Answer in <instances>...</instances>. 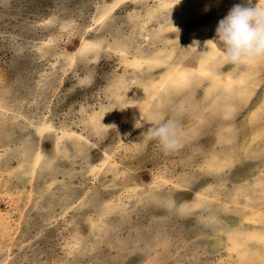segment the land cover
<instances>
[{
	"label": "rangeland",
	"instance_id": "374dc122",
	"mask_svg": "<svg viewBox=\"0 0 264 264\" xmlns=\"http://www.w3.org/2000/svg\"><path fill=\"white\" fill-rule=\"evenodd\" d=\"M109 1L0 0V264H258L261 261L259 257L249 254L250 259L245 255L241 258L234 251H228L227 232L213 234L211 228L200 227L198 219L188 216L191 211H179L177 203L191 202L194 193L203 185L209 186L208 182L213 180L208 177L206 157L217 156L222 160L229 157L230 162L226 164L233 166L232 172H228L227 176L223 172L220 178L215 179L218 182L229 180L224 190H231L232 183L236 182L243 184L245 189L263 183L264 64L260 63L255 68L258 71L254 69L259 81L253 82L252 79L247 84L252 87V93L245 92L244 95L241 85L240 88L225 89L222 82L214 83L210 77L202 82L188 79L182 91L172 88L173 84L169 82L164 92L146 106L148 95L155 94L145 86L150 78H153V85H158L162 76L176 68L177 64L197 63V49H190L188 45L182 49L180 41L188 44L187 38L198 35V26L207 27L221 20L239 0H215L213 5L208 4L209 0H197L194 13L199 17L186 19L183 33L169 24L160 36L158 33L161 31L158 30L162 26L150 23L151 30L145 33L151 35L152 42H156L154 45L146 42L148 45L142 48L139 47V44L143 46L142 37L138 36L140 40L136 38L138 29L135 30L130 23H139L144 9L133 11L134 6L129 2L119 3L113 20L106 24L105 33H99L93 18L94 8L95 5L99 8L107 6ZM155 1L150 0L146 7H157ZM62 23V31L56 30ZM84 25L97 31L96 37L101 35L99 43L104 47L97 64L90 65L89 69L86 67L95 73L94 81L89 88L80 87L81 83H75V76L79 77L84 72L82 68L70 64L68 73L52 78V83L49 82L51 86L46 87L45 77L55 59L77 54L81 40L89 36L82 32ZM66 26L68 30L63 29ZM54 36L59 38L58 41L44 46L43 43ZM118 39L127 48L131 61L147 50L153 58L167 49L174 55L155 66L142 65V69L151 71V76L148 71L135 74L137 65L130 67L129 62L123 64L114 50ZM167 39L168 42L165 41ZM133 40H138V43ZM217 62L213 72L223 79L230 72L240 76L249 72L246 64L233 65L224 57L217 58ZM134 74V77L140 78H133ZM41 83L45 88L40 87ZM118 86L120 101L118 99L115 108L117 116L109 117L104 137L99 140L90 137L87 146L80 141L69 143L67 146L70 148L65 152L68 160L63 159L62 151L54 148L55 139L69 131L83 135L81 126L92 111L104 109L108 113L105 111L103 114L109 116L110 103L114 98L110 99L106 94L109 88L118 89ZM159 98L163 100V106L156 104ZM231 99L240 101L229 112L233 114L226 116L223 108L229 102L232 104ZM81 104L85 109H81ZM178 104L183 105L185 111L179 116L184 131L183 146L178 151L165 153L157 142L148 140L143 134L156 122L159 108L163 113L159 117L172 118L175 115L173 107ZM151 115L156 118H153L155 122ZM250 115L253 118L257 115L259 120L254 118L251 121ZM141 118L149 125L146 122L145 126L135 124ZM47 125L55 129L48 132ZM108 149L114 151L111 161L116 164L117 173L108 171H115L114 167L105 168V173L101 172L100 177L95 179L88 165H100L105 158L104 151ZM32 156L40 157L42 169H36L33 175L28 171L24 174ZM256 156L259 157L253 159ZM23 159L25 161L20 165ZM48 168L50 173L46 171ZM186 175L195 179L192 190L178 191L180 189L177 190L174 183ZM159 180L163 185L152 198H147L146 192L140 191L141 188H152ZM173 192L177 193L176 203L174 197H169ZM244 194L241 192L239 196V202L243 204L249 201H245ZM170 200L174 203L172 208L166 205ZM123 208L129 212L126 214L128 222H121L116 217L118 209ZM252 210L242 206L233 208L230 214H223L229 216V223L240 228L245 223L242 218L246 216L245 212V218L251 219V224L258 222L256 214H264L261 208ZM95 213L101 219L104 213H108L111 218H107L101 226H107L113 235L119 232L121 237L112 239L109 237L112 234H109L104 238L102 248L84 251L79 259H74L71 257L76 253L73 240L97 242L100 238L95 236L93 239L92 232L93 228L100 227L86 222V219L96 220ZM253 217L255 220H252ZM118 223H124L120 229L117 228ZM124 227L127 228L122 232ZM73 234H76L77 240Z\"/></svg>",
	"mask_w": 264,
	"mask_h": 264
},
{
	"label": "bare ground",
	"instance_id": "6f19581e",
	"mask_svg": "<svg viewBox=\"0 0 264 264\" xmlns=\"http://www.w3.org/2000/svg\"><path fill=\"white\" fill-rule=\"evenodd\" d=\"M214 1L215 0H209L208 4L213 5ZM120 2L131 3L134 6V8H132V9H134L133 11H136L137 9H140V8L144 9V12L142 14V20H140L139 23H136V22H132V24L130 23V26H132L135 30L138 29L136 38L140 40V38H138V36L142 37L141 40L143 42V46H142V44H139V47H141V48L148 45V44H146V42L151 43V45H154L156 42V41L152 42L151 41L152 40L151 35H149L148 33H145L146 31L150 32V30H151L150 28L152 27V26H150V23H153V25L162 26V28H159V30H158V31H161L158 33L161 36L163 31L168 29L167 25L172 24V26L174 27L175 30H177L179 33H181V32L183 33L184 30H183L182 26L185 24L184 21L186 19L188 20V18H191V20H193V19H197L199 17V15L194 13L196 11L195 6L197 7V5H196L197 0H156L155 3H157V7H155V8L146 7V4H148L150 2V0H111L108 2L107 6H100V8H99L98 6L95 5L94 9H96V10H94V17L93 18L96 22L97 29L100 30L99 33H101V34L105 33L104 31H105L106 24H108L109 21L113 20V17L115 16V11H116ZM239 3H241V0H239ZM255 3H256V0H253L252 5L254 6ZM121 4L123 5V3H121ZM98 8H99V10H98ZM197 10H198V8H197ZM95 17H97V20ZM222 18H224V17L222 16ZM195 21H197V20H195ZM219 21L220 20L218 19L217 22H215L214 24H210L207 27L198 26L197 27V29L199 30L198 35H194V36H191L190 38H187V40H189L188 44H185L183 41H180L179 44L182 45L181 46L182 49H184L185 46H187V45H188V47L190 46L189 47L190 49H195V50L197 49L196 52L199 56L196 59L197 63L195 65H189L188 64L185 66H182V65L180 66L179 64H177L176 68H174L172 71H167V73L164 76H162L161 81L158 82L159 84L157 85V83H156L157 86L153 85L154 84L153 80H152L153 78H150L149 84H147L145 86H147V88L149 90L152 89L153 93H155V94L148 95L149 102L147 103L146 106H148L149 104L152 103V99L154 100V97L157 98V97H159L158 94L160 95L162 92H164L165 85L168 84L169 82L173 84L172 88L177 89L178 91H182L183 86L186 84L188 79H191L193 81L196 80V81L202 82L204 80L205 81L209 80V77H210L211 81L214 83L216 82L218 84V83L222 82L223 83L222 87H224L225 89H227L229 87L232 89L234 86L240 88L239 85H241L242 89L244 90V92H243L244 95H245V92L252 93V90H253L252 87H248L247 84L251 83L252 79H253V82L259 81L258 79H256V73L254 72V69L258 68L260 63L264 64V61L246 64L245 66L248 68L249 72L245 76H240V74H237V73H235V75H233L234 73L232 74L230 72L229 73L230 75H227L223 79L221 76H217V74L216 73L214 74V72H213V68L216 67L217 63H218L217 58H219V60H220V58H222L223 56H221L219 54V52L217 51L216 47L213 44H211V43L207 44V42L212 41L214 39L215 30H216V27L218 26V24H216V23H219ZM65 22L68 24V26H70L68 20H66ZM61 26H63V23L60 24V26H58L56 28V30L62 31ZM49 27H51V26H49ZM66 28H68V27L66 26L63 29H66ZM83 29L84 30L82 32L85 34H89V36H87V37L85 36V38H83L81 40L80 48L77 50L78 51L77 54L74 53V54H71V56H67V55L63 56L62 55V56L57 57V59H55L56 62L54 61L55 63L51 65L50 69H48L49 72H47V75L45 77L46 78L45 82H47L46 87L51 86L49 84V82L52 83V78H58V76H64L66 73H68L70 71V64L71 65L75 64V67L82 68V71L84 72V74H81V76H79V77L75 76V81H77L75 83L78 85H80V83H81L82 86H80V87L85 88V89L89 88V85L91 84V82L94 81V74L95 73L93 71L88 70V69H89V67H91L90 65H93V64L96 65L97 64L98 56H99L100 52L102 51V49H104V47L101 46L99 43V40H101V37H100L101 35H98L97 37L95 36V34L96 35L98 34L97 31H94V29L89 30L90 27H88L86 25H84ZM66 30H68V29H66ZM66 30H64V31H66ZM70 30H71V28H70ZM82 32H80V33L82 34ZM58 39L59 38L57 36H54L53 39H49V41L44 42L43 44H44V46L45 45L51 46V45H53V43L57 42ZM160 41H162V40H160ZM165 41L168 42V39ZM134 43L137 44L138 40H135ZM44 46L42 48H44ZM45 48H47V47H45ZM114 50H116L115 52H117V54L120 55V57H121L120 59L122 60L123 64H125V63L127 64V62H129L131 64L130 67L131 66L135 67L137 65L136 66L137 68H135L137 70L134 71L135 74L138 72H140L141 74H144V71H148L150 76L152 75L151 71L147 70L146 68L142 69V65H145V67H150L152 65L155 66L156 63H158V62L162 63L165 58L170 59V58H173V55H174L170 49H167V50H165V53L163 52V53L159 54L158 57H155L156 58L155 59V58H153V56L151 54H149V51L147 50L146 53H144V54L141 53V56H139L137 58L135 57L134 60L131 61L128 57L129 53L127 51V48L124 47L123 45H121L120 40L117 41L116 49H114ZM68 60H70V61H68ZM242 69L245 70V68H242ZM255 70L258 71V69H255ZM218 72L219 71H217V73ZM135 74L132 76L133 78H140L139 76L134 77ZM120 80L122 81V79H120ZM212 82H211V84H212ZM214 85H216V84H214ZM40 87L45 88L44 84H42V83L40 84ZM114 87H116V86H114ZM119 88H120V86H118V89L117 88H109V91L106 94L108 96V98H110V99H112V97L114 98V99H112V101L110 103V105H111L110 111L111 112H110L109 116L103 114L106 111L104 109L96 110L95 112L92 111V113L87 116L88 120H84L83 121L84 124H82V126H81L82 130L84 132L83 135L82 134L80 135L78 133L73 134V131H69V132H67L66 135H61L59 138L57 137V139H55L54 148H55V150H58L59 152L62 151V154H64L63 159L68 160L67 155H65L66 154L65 152L67 151L68 148H70L67 146V145H69V143H71V144L74 142L78 143L80 141L83 145L87 146L89 143L90 137H93L96 140L97 139L99 140L102 137H104V131L107 128L104 126H107L106 123H108V121L110 119L109 117L115 118L117 116V111L115 108H117V106H118L117 103H118V99L120 97V95H118ZM212 88H213V86H212ZM212 88L210 90H212ZM125 89H127V88H125ZM225 89H223V90H225ZM207 91H208V89H207ZM207 91H204V93L207 94L208 93ZM156 92H158V93H156ZM120 93H121V91H120ZM175 95L177 97V91H176ZM158 100H157V102L155 101L156 104L159 103L158 104L159 106H161V105L163 106V100L160 98ZM229 100H230V98L228 99V101ZM119 101H120V99H119ZM239 101H240V99L236 100V101L232 100L231 101L232 104L229 102L228 105H225V107L223 109L226 111L225 112L226 114L224 113V115L229 116V115L233 114V113L229 114V112L234 110L236 103H238ZM263 103H264V101H263ZM212 106L213 105H211V107ZM199 108L201 109V107H199ZM81 109H85L84 104H81ZM204 111H205V109H204ZM161 114H163L162 109L159 108L157 110V113H156V118H157V116L159 117ZM130 115H131V113H130ZM253 115H254V113H253ZM134 116L135 115H133V117ZM152 116L153 115H151V117ZM252 116L250 115V118L248 117L251 121L252 120L254 121L255 120L254 118L259 120L257 115L254 118ZM260 116H262V115H260ZM196 117L199 118L200 116H196ZM134 118H136V117H134ZM153 118L154 117H152V120H153ZM156 118H154V119L156 120ZM260 120H261V118H260ZM145 122L146 121L141 118L140 120H136L135 124L138 123L139 125H141V123H142L145 126ZM147 122H146V125H149ZM258 122H260V121H258ZM194 123H196V122H194ZM196 127H197V125H196ZM53 129H55L53 126L46 127V131H48V132H51ZM42 134H43V132H42ZM187 138H188V136H187ZM223 140H225V139H223ZM77 150H78V148L76 147V151ZM260 151H262V148ZM262 152H263V156H264V150ZM113 154H114V151L112 149L105 150L104 151V157L105 158L101 161L100 165H96V166H93V165L89 166L88 165L93 178H95V179L99 178L100 175L102 174L101 172L105 173V170H104L105 168L111 169L114 167L115 171H112V170H108V171H110V173H115V172L117 173V166L115 163H113L111 161ZM258 157L257 156L253 157V159H256ZM228 158L229 157L222 160V159H219L217 156H211V157H206L204 159L205 164H206V168L208 170V177H210V179H213V180L208 182L209 186L203 185V187L200 188L198 190V192L196 191V193H194L193 200L191 202L182 204L181 202L178 201V199L176 197L177 193H175V192H173L174 194L172 196H169V197H174L175 203H176V201H178L177 206L178 205L179 206L177 208H179V211H181V212L184 211V213H186L188 210H190L192 214H189L188 216L190 218L195 217L196 219H198L199 220L198 225L200 227L211 228L213 234H221L222 235L223 233L227 232V234L229 235V237L227 238L229 240V244L227 245L228 251H234L236 253V255L240 256V257L245 255V257L248 256V258H249L250 257L249 254H252L255 257H259V259H261V261H259L258 264H264V249H263L264 248V214L263 213H262L263 215L260 213L256 214L255 219H257L258 222L257 223L253 222L251 224V221H250L251 219L245 218V217H247V213L245 212L246 216L242 217L244 219L245 223L242 224L240 228L235 227L234 224H231V222L229 223V221H230V219L228 218L229 216L224 215L226 213L230 214V211H232L233 208L239 209L242 206H244L246 209L249 208L251 211H253L252 209H256V210L259 209L260 210V208H261V210L264 212V180L262 183L263 185L258 184L259 186H257V184H256L257 187L254 186L255 188L252 187L250 189L249 188L245 189L243 187V184H241L240 182H236V183H232L233 186L231 187V190H224V187L226 186V183H228L229 180L225 179V180L218 182L215 179L217 177L220 178L224 173L227 176L229 173L232 172L233 166L231 165V163H230L231 166H228L226 164L229 161ZM248 160L250 161V159H248ZM24 161L25 160L23 159L20 162V165H22L24 163ZM53 163H55V161ZM29 164H30L29 167H27L28 169L27 168L24 169V171L26 170V172H24V174L27 173V171H28V172H30V174L33 175L36 169L38 171H39V169H42L41 159L38 156H34V157L32 156V162H30ZM51 166L54 168L56 167V165L54 166V164H51ZM49 168L46 170L47 173H50ZM226 168L228 169L227 171L223 170ZM201 170H203V169H201ZM209 172L211 174H209ZM186 176L187 177H183V179L179 180V182L174 183L175 186L174 185L173 186L176 187V189L177 188L180 189V190L177 189L178 191H181L182 189H186L189 191L192 190V187H193L192 183H193V181H195V179L191 178L190 175L189 176L186 175ZM162 185H163L162 181L159 180V183L156 182V184L152 188H146V189L141 188L140 191H142V190L145 191L146 192L145 195H147V198H152L153 194L158 190V188H161ZM212 185H214V186L212 187ZM260 186H262V187H260ZM246 190H248V191L246 192ZM241 192L245 193L244 194L245 201H246V199L249 200L244 204L239 202V198H241V197H239ZM120 195H122V194H120ZM105 203L107 204L108 201L105 200ZM131 204H133V203H131ZM166 205H169V207L172 208L174 203H172L170 200ZM124 206L126 207V205H124ZM118 208L121 209L120 207H118ZM130 208H128V209H130ZM119 209H118V211H119L118 215L117 216L115 215V216L118 218V220H121V222L127 221L126 217L128 218V216L126 214H129V212H127V210H126L127 208H123L124 210H119ZM115 210H117V207L115 208ZM93 213H94V211H93ZM93 213H92V215H93ZM249 214L254 216V213H252L250 211H249ZM94 215L96 216L97 214L95 213ZM108 215H109L108 213H104V215H102V219L100 217L97 218V216H96V218H97L96 220L86 219V222L88 224L90 223V225H92V226L98 225L100 227L98 229H96V228L92 229V232H94L93 233V239L95 238V236H99L100 238L97 242H95L94 240L87 242L88 241L87 239H82V240L79 239L78 241L73 240L74 247H75L74 252H76V253L74 254V256L71 255L72 253L70 254L72 258L79 259L81 257L80 255H82L84 253V251L86 253L87 251H89V252L92 251V249H94L95 247H98L100 249L104 246L103 245L104 238L106 236H109V234H112L107 229V226H104V227L101 226L104 223V221H106L107 218H109V217L111 218V216H108ZM178 216L183 217L184 215L178 214ZM79 219H81V217H79ZM255 219H254V217L252 218V220H255ZM162 221H163V219H162ZM123 224L124 223H118L117 228L120 229V226H122ZM73 226H74V223H73ZM126 228L127 227L122 228L121 231L123 229H126ZM202 229L203 228H200V230H202ZM128 231L129 230H127L126 232H128ZM73 235H74V237L76 236V234H73ZM109 237L112 239L113 238L117 239V238L121 237V234L119 232H116L115 235L112 234ZM77 239H78V237L76 238V240ZM137 241H140V240H137ZM198 241H200V239H198ZM199 244L200 243L197 242L196 246L199 247ZM116 245H118V244L116 243ZM261 247H262V249H261ZM109 248L111 250V247H109ZM103 254H105V253H103ZM81 259H84V257ZM256 259H258V258H256ZM75 262H78V261L76 260ZM244 264H246V262H244Z\"/></svg>",
	"mask_w": 264,
	"mask_h": 264
},
{
	"label": "clouds",
	"instance_id": "9594fccd",
	"mask_svg": "<svg viewBox=\"0 0 264 264\" xmlns=\"http://www.w3.org/2000/svg\"><path fill=\"white\" fill-rule=\"evenodd\" d=\"M208 43L233 65L264 61V0H256L254 6L252 0L235 4L219 21L215 37ZM173 112L172 118L158 117L143 134L148 140L157 142L165 153L178 151L183 146L184 133L179 121L183 105L174 106Z\"/></svg>",
	"mask_w": 264,
	"mask_h": 264
}]
</instances>
